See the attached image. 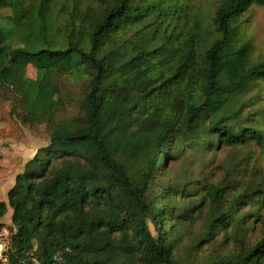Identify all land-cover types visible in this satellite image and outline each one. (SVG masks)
<instances>
[{
	"label": "trees",
	"instance_id": "1",
	"mask_svg": "<svg viewBox=\"0 0 264 264\" xmlns=\"http://www.w3.org/2000/svg\"><path fill=\"white\" fill-rule=\"evenodd\" d=\"M71 1L66 12L69 0H0V12H12L0 17V85L22 100L23 122L51 129L8 203L0 199V220L12 210L10 264H264V230L248 247L238 239L260 217L262 184L230 205L206 188L213 215L200 245L234 226L240 250L205 263L176 255L202 209L198 190L157 179L187 150L264 149L263 126L231 125L237 98L264 82L240 26L264 0H221L210 18L189 0ZM53 76L89 80L70 123H54ZM242 204L251 213L234 223Z\"/></svg>",
	"mask_w": 264,
	"mask_h": 264
},
{
	"label": "rangeland",
	"instance_id": "2",
	"mask_svg": "<svg viewBox=\"0 0 264 264\" xmlns=\"http://www.w3.org/2000/svg\"><path fill=\"white\" fill-rule=\"evenodd\" d=\"M89 0H75L79 5H85ZM190 5L199 13L203 12L209 18L213 16L221 0H189ZM73 8V1L65 10ZM12 12L9 9L0 12V17L7 23ZM61 25V23L59 24ZM240 26L244 35L251 41L253 47L252 60L264 61V10L253 6L241 19ZM209 27V26H208ZM48 75H52L48 71ZM27 76L37 80L38 71L29 66ZM59 86V91L52 96L55 103L54 123H70L82 114L81 102L85 96L88 79L78 80L75 77L53 76ZM47 94L43 95L46 100ZM23 102L12 87L0 85V199L8 203V193L11 190L13 178L23 170L24 163L40 148L49 144L51 129L47 121L41 124L23 122L25 112ZM237 106L241 115L231 125L237 130L241 127L257 126L264 129V82H259L237 98ZM182 156L175 155L167 163L166 170L157 174L158 182L162 185H174L177 182L195 186L198 194L193 196L194 202H203L202 209L196 214V220L185 233V237L176 250V255L186 261L208 263L211 260L224 258L237 253L240 244L235 243L236 228L231 226L227 231L218 232L212 243L200 245L206 237L213 215L212 205L207 196V187H218L224 200L229 205L235 199L244 195L248 188L264 187V149L255 144L247 147L225 148L203 156L196 150H187ZM15 182V179H14ZM207 185V186H206ZM206 186V187H205ZM250 190V189H249ZM159 193V192H158ZM237 199V200H238ZM242 199V197H241ZM179 200V198H178ZM245 203V200L242 199ZM251 213L249 205L242 204L234 209L233 216L240 222L245 215ZM260 217L249 222L251 227L238 232L244 246L257 243L264 230V203L259 210ZM2 226L10 228L12 233L11 216L5 217Z\"/></svg>",
	"mask_w": 264,
	"mask_h": 264
},
{
	"label": "built area",
	"instance_id": "3",
	"mask_svg": "<svg viewBox=\"0 0 264 264\" xmlns=\"http://www.w3.org/2000/svg\"><path fill=\"white\" fill-rule=\"evenodd\" d=\"M12 236L10 228L0 225V264H10L12 254ZM34 263L38 264L36 260ZM19 264H26L25 261Z\"/></svg>",
	"mask_w": 264,
	"mask_h": 264
},
{
	"label": "crops",
	"instance_id": "4",
	"mask_svg": "<svg viewBox=\"0 0 264 264\" xmlns=\"http://www.w3.org/2000/svg\"><path fill=\"white\" fill-rule=\"evenodd\" d=\"M46 146V145H45ZM39 150V149H38ZM37 150V151H38ZM37 151L31 156V158L29 159V160H31L34 156H35V154L37 153ZM29 160H27L25 163H24V165H23V170L20 172V173H18L14 178H13V180H12V183H13V186H12V188L14 187V185H15V182H16V178H17V176L19 175V174H21L23 171H24V167H25V164L29 161ZM14 179H15V182H14ZM11 188V189H12ZM10 192V191H9ZM9 194V193H8ZM7 215H10L11 216V218H12V210L11 209H9V212H8V214ZM7 217V216H6ZM12 220V219H11ZM4 223H6L5 222V217L2 219V220H0V224H4Z\"/></svg>",
	"mask_w": 264,
	"mask_h": 264
}]
</instances>
